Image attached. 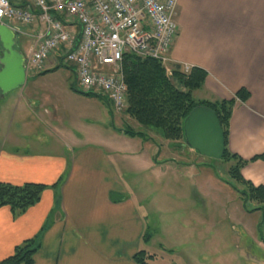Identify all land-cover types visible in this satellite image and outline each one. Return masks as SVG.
Wrapping results in <instances>:
<instances>
[{"label": "crops", "instance_id": "crops-1", "mask_svg": "<svg viewBox=\"0 0 264 264\" xmlns=\"http://www.w3.org/2000/svg\"><path fill=\"white\" fill-rule=\"evenodd\" d=\"M175 12L178 33L171 64L205 70L202 100L232 99L246 90L247 99L236 98L231 111L227 148L244 160L263 154L264 0H177ZM5 24L22 34L28 31L15 22ZM5 146L0 144V182L46 188L23 213L0 207V261L43 226L33 264H137L133 255L149 251L152 237L142 241L146 219L126 196L104 150L74 147L53 155L22 142ZM240 173L264 186L263 159L249 161Z\"/></svg>", "mask_w": 264, "mask_h": 264}, {"label": "rangeland", "instance_id": "rangeland-1", "mask_svg": "<svg viewBox=\"0 0 264 264\" xmlns=\"http://www.w3.org/2000/svg\"><path fill=\"white\" fill-rule=\"evenodd\" d=\"M19 37L25 56L32 37ZM62 64L46 62V68L58 67L45 73L31 69L23 85L0 93V144L22 142L53 155L74 147L104 150L146 219L154 264H264L261 212L250 210L252 202L245 206L233 188L232 161L204 157L183 141L165 143L157 130L125 112L128 103L115 111L101 92L81 93L73 65ZM204 95L193 91L196 100ZM125 128L146 133L148 140L127 135Z\"/></svg>", "mask_w": 264, "mask_h": 264}, {"label": "built area", "instance_id": "built-area-1", "mask_svg": "<svg viewBox=\"0 0 264 264\" xmlns=\"http://www.w3.org/2000/svg\"><path fill=\"white\" fill-rule=\"evenodd\" d=\"M0 0V23L11 21L34 31L25 70H42L46 62L73 65L80 91H99L113 110L127 105L122 71L125 53L158 60L168 76L169 56L178 33L177 0ZM192 66L181 64L189 73Z\"/></svg>", "mask_w": 264, "mask_h": 264}, {"label": "trees", "instance_id": "trees-1", "mask_svg": "<svg viewBox=\"0 0 264 264\" xmlns=\"http://www.w3.org/2000/svg\"><path fill=\"white\" fill-rule=\"evenodd\" d=\"M57 65L63 64L60 62ZM57 67L41 72L45 73ZM172 67V74L168 76L158 60L125 53L122 59L128 103L125 112L141 126L157 130V133H160L165 140L183 141L184 143L183 122L189 112L197 105H205L215 111L224 136L225 149L220 159L232 161L228 173L233 178V188L241 196L245 206L248 202H252L250 210L261 212L259 229L264 232V186L253 185L245 180L240 173L241 168L249 161L264 160V153L244 160L231 153L227 148L229 120L235 99L245 101L248 92L238 90L235 93V98L232 99L196 100L193 97V91L203 87L206 77L205 70L192 67L186 74L180 70V65H172ZM100 97L110 103L105 96L101 95ZM124 132L129 136H139L148 140L146 133L142 131L125 128ZM45 188L44 184L38 183L14 185L0 182V207H8L13 214L23 213L39 201ZM43 229L44 226L37 235L16 245L13 253L1 260L0 264H33V256L40 246ZM150 238L151 234L144 233L142 241L148 242ZM154 258V254L144 249L133 255L137 264H154L152 263Z\"/></svg>", "mask_w": 264, "mask_h": 264}, {"label": "water", "instance_id": "water-1", "mask_svg": "<svg viewBox=\"0 0 264 264\" xmlns=\"http://www.w3.org/2000/svg\"><path fill=\"white\" fill-rule=\"evenodd\" d=\"M18 32L0 23V91H8L24 84L26 71L24 56L15 48ZM184 144L200 155L220 159L224 153V136L215 111L205 105L195 106L183 122Z\"/></svg>", "mask_w": 264, "mask_h": 264}, {"label": "flooded vegetation", "instance_id": "flooded-vegetation-1", "mask_svg": "<svg viewBox=\"0 0 264 264\" xmlns=\"http://www.w3.org/2000/svg\"><path fill=\"white\" fill-rule=\"evenodd\" d=\"M19 36H18V38H17V43H19ZM0 47H1V45H0ZM15 48L17 49V50H19L20 51V49L18 48V46H15ZM1 50H2V48H0V53H1ZM21 52V51H20Z\"/></svg>", "mask_w": 264, "mask_h": 264}]
</instances>
